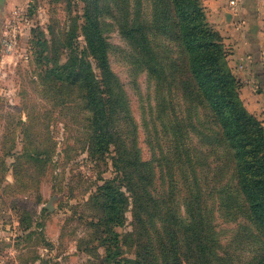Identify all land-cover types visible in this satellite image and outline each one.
I'll return each mask as SVG.
<instances>
[{"label": "trees", "instance_id": "obj_1", "mask_svg": "<svg viewBox=\"0 0 264 264\" xmlns=\"http://www.w3.org/2000/svg\"><path fill=\"white\" fill-rule=\"evenodd\" d=\"M83 1L85 48L70 36L68 62L48 64L45 75L83 92L89 150L102 156L114 147L116 176L92 197L96 225L111 230L131 206L134 255L107 251L105 264H264V129L239 97L201 0ZM109 25L129 48L132 69L153 86L143 120L148 159L110 66ZM218 219L234 225L230 239Z\"/></svg>", "mask_w": 264, "mask_h": 264}, {"label": "rangeland", "instance_id": "obj_2", "mask_svg": "<svg viewBox=\"0 0 264 264\" xmlns=\"http://www.w3.org/2000/svg\"><path fill=\"white\" fill-rule=\"evenodd\" d=\"M201 3L222 37L240 99L264 129V0ZM14 12L17 44L6 50L3 38ZM84 20L83 0H6L0 8V264H105L107 251L134 255L131 206L111 230L96 225L92 197L116 176L114 147L102 156L89 150L92 115L83 92L45 75L48 64L68 62L70 36L77 38L78 51L85 48ZM104 34L148 159L143 120L153 105V86L144 72L132 69L116 27H104ZM217 224L224 240L234 235L232 223Z\"/></svg>", "mask_w": 264, "mask_h": 264}, {"label": "built area", "instance_id": "obj_3", "mask_svg": "<svg viewBox=\"0 0 264 264\" xmlns=\"http://www.w3.org/2000/svg\"><path fill=\"white\" fill-rule=\"evenodd\" d=\"M8 29L4 34V47L6 50H10L17 44V36H18V15L16 12L11 16L8 21Z\"/></svg>", "mask_w": 264, "mask_h": 264}, {"label": "water", "instance_id": "obj_4", "mask_svg": "<svg viewBox=\"0 0 264 264\" xmlns=\"http://www.w3.org/2000/svg\"><path fill=\"white\" fill-rule=\"evenodd\" d=\"M5 1H6V0H0V8H2V7L4 6Z\"/></svg>", "mask_w": 264, "mask_h": 264}]
</instances>
